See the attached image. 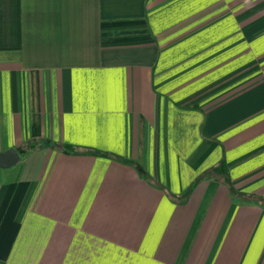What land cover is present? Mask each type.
Here are the masks:
<instances>
[{
  "label": "crops",
  "instance_id": "crops-1",
  "mask_svg": "<svg viewBox=\"0 0 264 264\" xmlns=\"http://www.w3.org/2000/svg\"><path fill=\"white\" fill-rule=\"evenodd\" d=\"M10 148L0 264H264V0H0Z\"/></svg>",
  "mask_w": 264,
  "mask_h": 264
},
{
  "label": "water",
  "instance_id": "water-1",
  "mask_svg": "<svg viewBox=\"0 0 264 264\" xmlns=\"http://www.w3.org/2000/svg\"><path fill=\"white\" fill-rule=\"evenodd\" d=\"M21 159V155L16 148L0 151V168L7 169L16 165Z\"/></svg>",
  "mask_w": 264,
  "mask_h": 264
},
{
  "label": "trees",
  "instance_id": "trees-1",
  "mask_svg": "<svg viewBox=\"0 0 264 264\" xmlns=\"http://www.w3.org/2000/svg\"><path fill=\"white\" fill-rule=\"evenodd\" d=\"M18 149H21V148H18Z\"/></svg>",
  "mask_w": 264,
  "mask_h": 264
}]
</instances>
